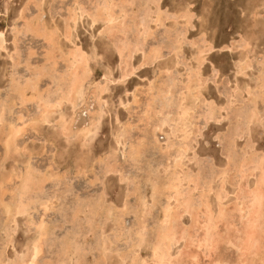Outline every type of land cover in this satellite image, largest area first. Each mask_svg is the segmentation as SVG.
I'll use <instances>...</instances> for the list:
<instances>
[{
  "label": "rangeland",
  "instance_id": "rangeland-1",
  "mask_svg": "<svg viewBox=\"0 0 264 264\" xmlns=\"http://www.w3.org/2000/svg\"><path fill=\"white\" fill-rule=\"evenodd\" d=\"M102 1L0 0V45L2 43L0 47V115L4 117L0 116L2 119L0 120V136L4 137H0V254L3 252L2 257L0 256V264H14V261L16 264L30 263L34 259L31 256L35 254L33 247L36 243L39 245V251L35 257V264H155L156 262V264H196V262L197 264H217L214 263L215 260L220 264H224L225 261L228 264H239L238 258L239 260L245 258L241 246L245 239L243 228L247 223L242 214L240 215L239 209L247 200L249 202L246 192L255 187V182L261 175L258 163L264 162V0ZM97 3L99 5L101 3L102 8L97 6ZM95 7L98 8L95 9ZM110 10L115 14L111 20L110 17L106 18ZM189 16L191 18H188ZM102 30L105 33L103 36H101ZM93 34L97 38L95 41ZM202 35L210 37V41L218 49L231 48L233 45L235 48L231 52L218 51L213 60L221 73L218 82L208 83L207 76H204L205 83L201 88L199 78L193 73V64L199 56V48L194 45L199 44V38ZM97 43L102 44L106 53L103 61H96L93 55L100 51L96 47ZM118 44H121L123 49H119L121 47H118ZM126 45L131 49H127ZM134 47L137 49L135 50ZM76 48L81 50V53L84 52L82 56L86 58L84 66H87L85 70L88 72L79 71L78 73L80 89L83 92L79 90L78 97L73 103L71 100L61 99L68 94L67 88L74 77V69L76 71L77 67H82L79 62H76L78 66L76 63L72 64L74 60L72 56L78 52ZM124 50L132 54L126 56L127 53ZM123 52L126 54L124 55ZM11 57H14V60ZM203 73L202 67L201 75ZM105 75L109 77V80L104 79ZM193 78V81L198 80L197 83L191 80ZM61 79L64 83L58 82ZM113 80L120 82L113 83ZM102 88L103 91L100 90ZM186 88L190 90L187 91ZM21 91H26L23 101L20 96ZM29 92L35 93L30 96ZM95 92L97 97L101 98L100 100L98 98L96 100ZM41 100H48L52 104L61 101L57 103L59 106L50 107L46 114L43 112L44 105ZM185 101L192 108L188 107L189 104ZM99 106L103 107V110ZM40 108L43 110L41 111ZM101 112L104 114L102 118ZM96 113L101 114L99 116ZM74 118L76 123L70 121ZM170 118L173 123L169 121ZM63 122H65L64 126ZM160 122H164V125L161 126ZM187 123L188 126H186ZM86 126L92 129L88 138L86 134L89 133L83 134L81 131V128ZM61 127L65 129L62 130ZM11 128L12 130L22 128L16 137L12 138L15 146L12 143L10 146L7 145ZM173 129L178 130L176 132L179 133V137ZM183 130H187V133H183ZM187 145L190 146L187 147ZM167 147H170V151H167ZM178 150L180 153H176L178 155L182 153V156L175 155V151ZM174 160L176 164L173 163ZM248 163L250 166L247 165ZM171 165L172 167L175 165L174 168ZM26 169L28 173L30 172L29 175L24 173ZM224 169L227 172H223ZM244 171L245 173L247 171L245 177L242 176ZM190 174L196 177L192 178ZM26 177L31 180L29 190H23L26 187ZM179 178H181L180 182L175 183V180ZM34 181L38 184L36 187ZM170 186L172 187L169 188ZM171 189L173 191L180 189L178 191L180 194L186 191L184 194H188L186 195L188 199L193 194L192 209L182 212L183 203H178L174 195L175 191ZM162 190L170 191V193L164 191V194ZM17 193L20 198L17 197ZM152 193H154L153 196ZM166 194H170L169 199ZM185 195L183 196L186 197ZM32 197L33 199H30ZM7 198L10 200L8 201ZM18 198L29 203V209L26 208L27 211H24L23 215L7 213L8 210L5 211L7 207L11 206L10 208L15 210L18 202H21L17 201ZM37 198L42 200L39 201ZM180 199L183 200V197ZM3 200L7 201L3 202ZM203 203L209 205L213 217L211 230L215 233V239H218V245L214 250L207 244L201 247L197 244L198 237L201 238L207 230L204 227L205 224H200L207 218V214L205 216L207 208L203 207ZM168 205L170 208L167 210L165 206L169 207ZM262 212V220L260 219L262 224L260 223L259 230L264 229V209ZM165 213L169 216H165ZM175 213L179 218H173ZM227 218L229 221H226ZM9 220H12V223ZM169 221H175L178 226ZM164 222L167 224L165 225ZM40 224L45 226V236L40 234ZM171 225L176 229L175 240L171 239L167 246H163V249L157 252L159 236L164 228ZM227 235H233V237ZM234 236L237 237L235 239L237 242L234 241ZM156 237L158 240H155ZM226 237L229 239L227 240ZM241 238L243 241L239 242ZM229 241H232L231 244ZM238 243L241 245L239 246ZM29 246L31 247L28 250ZM166 253H169L168 256ZM192 256L196 259L193 260ZM194 256L197 257L194 258Z\"/></svg>",
  "mask_w": 264,
  "mask_h": 264
},
{
  "label": "bare ground",
  "instance_id": "bare-ground-1",
  "mask_svg": "<svg viewBox=\"0 0 264 264\" xmlns=\"http://www.w3.org/2000/svg\"><path fill=\"white\" fill-rule=\"evenodd\" d=\"M30 1V0H29ZM100 1V0H99ZM102 1V0H101ZM107 1H109V0H107ZM34 2V1H33ZM42 2V1H41ZM103 3H104V1H102ZM101 2V3H102ZM110 2V1H109ZM116 2V1H115ZM30 3H32V2H30ZM40 3V2H39ZM101 3H100V5H101ZM35 4H37V3H35ZM106 4H108V3H106ZM111 4V3H110ZM26 5V4H25ZM99 4L97 3V6H98ZM99 5V7H101ZM109 5V4H108ZM107 6V5H106ZM83 7V6H82ZM103 7H105V5H103ZM167 7V6H166ZM39 8V7H38ZM96 8H98V7H95V9ZM102 8V7H101ZM111 8V7H110ZM147 8V7H146ZM255 8V7H254ZM10 10V9H9ZM22 10V9H21ZM99 10V9H98ZM123 10V9H122ZM4 11V10H3ZM23 11H24V9H23ZM23 11H22V13H23ZM95 11V10H94ZM115 11V10H114ZM149 11H151V10H149ZM6 12H7V10H6ZM107 12V11H106ZM121 12H123V11H121ZM158 12V11H157ZM39 13H41V12H39ZM88 13V12H87ZM119 13V12H118ZM84 14H85V11H84ZM133 14H135V13H133ZM20 15V14H19ZM24 15H25V13H24ZM71 15V14H70ZM90 15V14H89ZM105 15V14H104ZM104 15H103V17H104ZM108 15L109 16H106V18H108V17H110V20L111 19H113L114 18V13H113V11H111L110 10V13H108ZM127 15V14H126ZM23 15H21V17H22ZM260 16V15H259ZM83 17V16H82ZM89 17V16H88ZM95 17H98V16H96L95 15ZM162 17V16H161ZM191 17V16H190ZM24 18H25V16H24ZM31 18V17H30ZM167 18H168V16H167ZM17 19V18H16ZM26 19V18H25ZM38 19V18H37ZM41 19V18H40ZM97 19V18H96ZM140 19V18H139ZM28 20V19H27ZM27 20H25V21H27ZM70 20V19H69ZM100 20V19H99ZM120 20V19H119ZM189 20H191V19H189ZM39 21V20H38ZM118 21V20H117ZM122 21V20H121ZM126 21V20H125ZM124 21V22H125ZM129 21V20H128ZM143 21V20H142ZM28 22V21H27ZM156 22V21H155ZM158 23H159V21H157ZM23 23H25V22H23ZM31 23V22H30ZM40 23V22H39ZM68 23V22H67ZM75 23V22H74ZM116 23V22H115ZM128 23V22H127ZM127 23H125V24H127ZM161 23V22H160ZM123 24V23H122ZM130 25V24H129ZM155 25H156V23H155ZM123 26V25H122ZM149 26V25H148ZM35 27V26H34ZM45 27V26H44ZM115 27V26H114ZM23 28V27H22ZM38 28V27H37ZM40 28H41V26H40ZM102 28V27H101ZM129 28H130V26H129ZM35 29V28H34ZM57 29V28H56ZM18 30V29H17ZM19 30H21V29H19ZM32 30V29H31ZM41 30V29H40ZM55 30V29H54ZM146 30V29H145ZM148 30V29H147ZM69 32H71V31H69ZM108 32H110V31H108ZM148 32V31H147ZM18 33H19V31H18ZM28 33H30L29 31H28ZM72 33V32H71ZM118 33V32H117ZM122 33V32H121ZM1 34V33H0ZM3 34V33H2ZM31 34H33V33H31ZM53 34V33H52ZM126 34V33H125ZM64 35V34H63ZM70 35V34H69ZM172 35V34H171ZM1 36V35H0ZM14 36V35H13ZM35 36V35H34ZM52 36V35H51ZM53 36H55V35H53ZM71 36V35H70ZM130 36V35H129ZM131 36H133V35H131ZM203 36V35H202ZM4 37V36H3ZM56 37L58 38V35H56ZM105 37V36H104ZM186 37V36H185ZM15 38V37H14ZM18 38V37H17ZM69 38V37H68ZM71 38V37H70ZM184 38V37H183ZM59 39V38H58ZM124 39H125V37H124ZM123 39V40H124ZM128 39V38H127ZM2 40V39H1ZM70 40V39H69ZM15 41V40H14ZM129 41V40H128ZM121 42V41H120ZM124 42V41H123ZM126 42V41H125ZM185 42V41H184ZM183 42V43H184ZM195 42V41H194ZM58 43H59V41H58ZM68 43V42H67ZM80 43V42H79ZM168 43V42H167ZM186 43V42H185ZM54 44H56V43H54ZM53 44V45H54ZM101 44V43H100ZM110 44V43H109ZM122 44V43H121ZM121 44H118V47H121ZM1 45H2V43H1ZM1 45H0V47H1ZM57 45V44H56ZM128 45H130V44H128ZM176 45V44H175ZM55 46V45H54ZM53 46V47H54ZM61 46V45H60ZM112 46V45H111ZM124 46V45H123ZM127 46V45H126ZM131 46H132V44H131ZM134 46V45H133ZM136 46H137V44H136ZM156 46V45H155ZM51 47V46H50ZM77 47V46H76ZM114 47V46H113ZM130 47V46H129ZM129 47L127 46V49H129ZM170 47V46H169ZM5 48V47H4ZM15 48H16V46H15ZM48 48V47H47ZM126 48V47H125ZM135 48V47H134ZM171 48V47H170ZM197 48V47H196ZM78 49H80L79 47H78ZM77 48L75 49V50H78ZM119 49H123L122 47L121 48H119ZM131 49V48H130ZM129 49V50H130ZM137 48H135V50H136ZM14 50H16V49H14ZM49 50V49H48ZM75 50L73 51V52H75ZM179 50V49H178ZM17 51V50H16ZM15 51V55H17L16 52ZM72 51V50H71ZM70 51V52H71ZM122 50H120V52H121ZM126 50H124V52H125ZM1 52V51H0ZM49 52V51H48ZM48 52H47V54H48ZM57 52V51H56ZM56 52H55V54H56ZM69 52V53H70ZM79 52L81 53V50H79ZM79 52H75V54H73V56L72 55H70V54H68V56H72L73 58H74V60L72 61V64H74V63H76V62H79V63H81L82 64V67H77L78 69H76V71H75V69H74V73H73V79H71V84H70V86H69V88H67L68 89V94H67V96L66 97H62V99L61 100H63V99H68V100H71L73 103H75V100H76V97H78V92H79V90H80V92H83V91H81V89H80V86L81 85H79V84H81V83H79L80 82V80H79V76H78V73H79V71H81V72H88L87 70H85V68L87 67V66H84V64H86V58L85 57H83L84 56V54H82V53H84V52H82L81 53V55H80V53ZM123 52V54L125 55L126 53V56L129 54H132V53H128V51H126V53H124ZM131 52H132V50H131ZM77 53V54H76ZM150 53H151V51H150ZM46 54V53H45ZM71 54H72V52H71ZM79 54V55H78ZM147 54H149V53H147ZM146 54V55H147ZM154 54V53H153ZM152 54V55H153ZM182 54V53H181ZM11 56L13 55V54H10ZM83 55V56H82ZM136 55V54H135ZM171 55V54H170ZM180 55V54H179ZM58 56V55H57ZM150 56V55H149ZM181 56V55H180ZM18 57V55L16 56V58ZM31 57V56H30ZM72 57H70V58H72ZM90 57V56H89ZM121 57V56H120ZM130 57V56H129ZM132 57V56H131ZM130 57V58H131ZM151 57V56H150ZM155 56L153 55V58H154ZM199 57V56H198ZM12 58V57H11ZM14 58V57H13ZM12 58V59H13ZM52 58H54V57H52ZM57 58V57H56ZM129 58V59H130ZM142 58V57H141ZM249 58V57H248ZM10 59V58H9ZM18 59V58H17ZM125 59V58H124ZM150 59V58H149ZM157 59V58H156ZM183 59V58H182ZM14 60V59H13ZM92 60V59H91ZM121 60V59H120ZM126 60V59H125ZM131 60V59H130ZM17 61H19V60H17ZM48 61V60H47ZM57 61V60H56ZM67 61V60H66ZM87 61H89V60H87ZM127 61V60H126ZM125 61V62H126ZM243 61V60H242ZM14 62H16V61H14ZM20 62V61H19ZM107 62V61H106ZM128 62V61H127ZM181 62V61H180ZM16 63H18V62H16ZM88 63V62H87ZM129 63V62H128ZM153 64V63H152ZM152 64H150V65H152ZM248 64V63H247ZM27 65H29V64H27ZM76 65H77V63H76ZM244 67H246V63H244ZM31 66V65H30ZM53 67H55L54 65H52ZM78 66V65H77ZM126 66V65H125ZM128 66V65H127ZM130 66V65H129ZM132 66V65H131ZM76 67V66H75ZM187 67V66H186ZM69 68V67H68ZM140 68V67H139ZM188 68V67H187ZM28 69V68H27ZM35 69V68H34ZM57 69V68H56ZM73 69V68H72ZM241 69V68H240ZM243 69V68H242ZM40 70H42V69H40ZM69 70V69H68ZM34 71V70H33ZM36 71V70H35ZM48 71V70H47ZM46 71V72H47ZM56 71V70H55ZM70 71H72V70H70ZM90 71V70H89ZM192 71V70H191ZM57 72V71H56ZM80 72V73H81ZM121 72V71H120ZM126 72V71H125ZM167 72V71H166ZM40 73V72H39ZM66 73V72H65ZM161 73V72H160ZM194 73V72H193ZM57 74V73H56ZM62 74V73H61ZM90 74V73H89ZM92 74V73H91ZM131 74V73H130ZM172 74V73H171ZM33 75H34V73H33ZM39 75V74H38ZM41 75H42V73H41ZM88 75V74H87ZM87 75H86V77H85V79L87 78ZM103 75V74H102ZM190 75V74H189ZM35 76H36V74H35ZM63 76V75H62ZM68 76V75H67ZM89 76V75H88ZM42 77H44L43 75H42ZM42 77H40V78H42ZM64 77V76H63ZM188 77H190V76H188ZM15 78V77H14ZM186 78V77H185ZM190 78H192V77H190ZM13 79V78H12ZM64 79H66V78H64ZM82 79H84L83 78V76H82ZM10 80V79H9ZM15 80V79H14ZM35 80V79H34ZM33 80V81H34ZM39 80H41V79H39ZM53 80V79H52ZM56 80V79H55ZM109 80V79H108ZM192 81L194 80V78L193 79H191ZM196 80V79H195ZM199 80V79H198ZM197 80V81H198ZM33 81H32V83H33ZM63 80L61 79V81H58V82H62ZM197 81H193L194 83L196 82L197 83ZM84 82H85V80H84ZM93 82V81H92ZM164 82H165V80H164ZM167 82V81H166ZM16 83V82H15ZM19 83V82H18ZM56 83H57V81H56ZM62 83H64V81L62 82ZM61 83V84H62ZM94 83V82H93ZM109 83V82H108ZM168 83V82H167ZM173 83V82H172ZM188 83V82H187ZM10 85H11V82L9 83ZM83 84V83H82ZM100 84V83H99ZM9 85V86H10ZM58 85V84H57ZM60 85V84H59ZM171 85V84H170ZM195 85V84H194ZM22 86V85H21ZM34 86V85H33ZM97 86V85H96ZM107 86V85H106ZM105 86V87H106ZM152 86V85H151ZM183 86V85H182ZM185 86V85H184ZM191 86V85H190ZM260 86H261V84H260ZM18 88H19V86H17ZM60 87V86H59ZM61 87H62V85H61ZM83 87V86H82ZM86 87V86H85ZM91 87H92V85H91ZM102 87V86H101ZM262 87V86H261ZM24 88V87H23ZM34 87H32V89H33ZM37 88V87H36ZM49 88V87H48ZM97 88V87H96ZM95 88V89H96ZM104 88V87H103ZM103 88L102 89H100L101 91H103ZM185 88V87H184ZM5 89V88H4ZM10 89H14V88H10ZM45 89V88H44ZM54 89V88H53ZM86 89V88H85ZM110 89V88H109ZM158 89V88H157ZM170 90L172 89V88H169ZM187 89V88H186ZM194 89H195V87H194ZM7 90V89H6ZM24 90V89H23ZM36 90V89H35ZM149 90V89H148ZM161 90V89H160ZM190 90V89H189ZM188 89H187V91H189ZM192 90V89H191ZM245 90V89H244ZM247 90V89H246ZM37 91V90H36ZM39 91V90H38ZM156 91V90H155ZM174 91V90H173ZM182 91V90H181ZM193 91H195V90H193ZM197 91V90H196ZM9 92H10V90H9ZM42 92V91H41ZM53 92V91H52ZM93 92V91H92ZM109 92V91H108ZM166 92V91H165ZM186 92V91H185ZM199 92V91H198ZM251 92V91H250ZM12 93V92H11ZM10 93V94H11ZM25 93H26V91H21V98H22V101H23V98L26 96L25 95ZM35 93V92H34ZM34 93H31L30 94V92H29V94H30V96H32V94H34ZM36 93H38V92H36ZM60 93V92H59ZM63 93V92H62ZM98 93H100V92H98ZM102 93V92H101ZM105 93V92H104ZM166 93H168V91L166 92ZM247 93H248V91H247ZM259 93V92H258ZM38 94H41L40 92L38 93ZM83 94V93H82ZM81 94V95H82ZM93 94V93H92ZM156 94V93H155ZM185 94V93H184ZM189 94V93H188ZM25 95V96H24ZM37 95V94H36ZM35 95V96H36ZM60 95H61V93H60ZM77 95V96H76ZM80 95V96H81ZM101 95V94H100ZM157 95V94H156ZM176 95H177V93H176ZM187 95V94H186ZM29 96V97H30ZM44 96V95H43ZM65 96V95H64ZM80 96H79V98H80ZM98 95H96V92H95V98H96V100H97V97ZM189 96V95H188ZM195 96H196V94H195ZM235 96V95H234ZM14 97H15V95H14ZM37 98H38V95L36 96ZM35 97V98H36ZM48 97V96H47ZM155 97V96H154ZM153 97V98H154ZM157 97V96H156ZM183 97V96H182ZM198 97V96H197ZM9 98H11V97H9ZM18 98V97H17ZM52 98V97H51ZM100 98V97H99ZM98 98V99H99ZM186 98H187V96H186ZM39 99H40V96H39ZM101 99V98H100ZM99 99V100H100ZM105 99V98H104ZM152 99V98H151ZM158 99V98H157ZM189 98H187V100H188ZM198 99H200V98H198ZM6 100H7V98H6ZM10 100V99H9ZM15 100V99H14ZM26 100H28V99H26ZM34 100V99H33ZM55 100V99H54ZM61 100H59V101H61ZM67 100V101H68ZM95 100V99H94ZM98 100V101H99ZM159 100V99H158ZM181 100H183V98H181ZM36 101V100H35ZM41 101H43V100H41ZM59 101H57L56 103H54V104H52L51 102L49 103L48 102V100L47 101H43V105H44V113H48V111H49V109H50V107H52V106H59V104H57ZM71 101L69 102L70 103V105H71ZM154 101V100H153ZM200 101H201V99H200ZM63 102V101H62ZM78 102V101H77ZM117 102V101H116ZM162 102V101H161ZM160 102V103H161ZM166 102V101H165ZM185 102H187V101H185ZM12 103H13V101H12ZM64 103V102H63ZM98 103V102H97ZM136 103V102H135ZM148 103H149V101H148ZM183 103V102H182ZM188 103V102H187ZM195 102H193V104H194ZM5 104V103H4ZM9 104V103H8ZM7 104V105H8ZM23 104V103H22ZM56 104V105H55ZM83 104V103H82ZM189 104V103H188ZM81 105V104H80ZM100 105V104H99ZM120 105V104H119ZM122 105H124V104H122ZM163 105V104H162ZM3 106V105H2ZM10 106V105H9ZM24 106V105H23ZM76 106V105H75ZM90 106V105H89ZM98 106V105H97ZM100 106H102V105H100ZM99 106V107H100ZM174 106V105H173ZM40 107V106H39ZM72 107V106H71ZM98 107V108H99ZM149 107V106H148ZM153 107V106H152ZM155 107V106H154ZM156 107H157V104H156ZM165 107H167V106H165ZM188 107H191L190 106V104H189V106ZM209 107V106H208ZM60 108V107H59ZM78 108V107H77ZM95 108H96V106H95ZM101 108V107H100ZM179 108V107H178ZM183 108V107H182ZM192 108V107H191ZM41 109V108H40ZM72 110H73V108H71ZM74 109H76V108H74ZM91 109V108H90ZM90 109H89V111H90ZM94 109V108H93ZM146 109V108H145ZM144 109V111H146ZM173 109V108H172ZM181 108H179V110H180ZM184 109V108H183ZM209 109V108H208ZM211 109H213V108H211ZM9 110V109H8ZM43 109H41V111H42ZM56 110H57V108H56ZM61 110H63V109H61ZM71 110V111H72ZM101 110H103V107L101 108ZM163 110H165V109H163ZM163 110H161V112H163ZM186 110V109H185ZM188 111L190 110L189 108L187 109ZM210 110V109H209ZM92 111V110H91ZM100 111V110H99ZM99 111H97V113H99ZM149 111H150V109H149ZM181 111V110H180ZM6 112V111H5ZM13 112V111H12ZM40 112V111H39ZM77 112V111H76ZM93 112V111H92ZM103 112V111H102ZM101 112V113H102ZM148 112V111H147ZM179 112V111H178ZM185 112V111H184ZM183 112V114H185ZM207 112V111H206ZM211 112H212V110H211ZM1 113V112H0ZM53 113V112H52ZM94 113V112H93ZM96 113V114H97ZM100 113V114H101ZM104 113V112H103ZM101 114V118L103 117V115L104 114ZM149 113V112H148ZM157 113V112H156ZM159 113V112H158ZM164 113V112H163ZM181 112H179V114H180ZM100 114H97V115H99L100 116ZM168 114V113H167ZM175 114V113H174ZM178 114V113H177ZM176 114V115H177ZM193 114V113H192ZM204 114V113H203ZM49 115V114H48ZM51 115V114H50ZM74 115V114H73ZM77 115V114H76ZM91 115H93V114H91ZM154 115V114H153ZM159 115V114H158ZM170 115V114H169ZM181 115H182V113H181ZM190 115H191V113H190ZM212 115V114H211ZM1 117H2V115H0ZM18 116V115H17ZM99 116H96V117H98L99 118ZM148 116V115H147ZM150 116L151 117H153L151 114H150ZM160 116V115H159ZM188 116V115H187ZM208 116V115H207ZM224 116V115H223ZM245 116V115H244ZM38 117H39V115H38ZM65 117V116H64ZM95 117V116H94ZM94 117H92L93 118V120H94ZM156 117V116H155ZM154 117V118H155ZM170 117V116H169ZM172 117V116H171ZM174 117V116H173ZM210 117V116H209ZM2 118H4V117H2ZM46 118H47V115H46ZM70 118V117H69ZM71 118H73V117H71ZM101 118H100V121H101ZM148 118V117H147ZM166 118V117H165ZM168 118V117H167ZM177 118H178V115H177ZM207 118V117H206ZM224 118V117H223ZM23 119V118H22ZM40 119V118H39ZM38 119V120H39ZM48 119V118H47ZM95 119H97V118H95ZM141 119V118H140ZM159 119V118H158ZM157 119V120H158ZM179 119V118H178ZM191 119V118H190ZM0 120H2L1 118H0ZM36 120V119H35ZM49 120V119H48ZM61 120H63V119H61ZM75 120V118L73 119V120H70V121H73V122H75L76 123V121H74ZM152 120V119H151ZM155 120H156V118H155ZM160 120V119H159ZM162 120V119H161ZM167 120L168 119H166V122H167ZM180 120V119H179ZM19 121V120H18ZM34 121V120H33ZM32 121V122H33ZM41 121H44V120H41ZM66 121V120H65ZM68 121V120H67ZM163 121H165L164 119H163ZM169 121H171V118H170V120ZM185 121V120H184ZM5 122V121H4ZM11 122V121H10ZM28 122V121H27ZM30 122V121H29ZM60 122V121H59ZM157 122V121H156ZM159 122V121H158ZM183 121H181V124L182 125H184L183 123H182ZM185 122H187V121H185ZM184 122V123H185ZM192 122V121H191ZM247 122V121H246ZM40 123V122H39ZM62 122H60V125H62L61 124ZM96 123H97V121H96ZM160 123H162V122H160ZM159 123V124H160ZM164 123V122H163ZM162 123V125L161 126H163L164 124ZM168 123V122H167ZM166 123V124H167ZM171 123H173L172 121H171ZM170 123V126L172 125ZM174 123H175V121H174ZM5 124V123H4ZM8 124V123H7ZM23 124V123H22ZM24 124H25V122H24ZM30 124V123H29ZM68 124H70V123H68ZM94 124V123H93ZM15 125V124H14ZM31 125V124H30ZM65 125V122H63V126ZM94 125H96V124H94ZM124 125V124H123ZM182 125H180V126H182ZM186 125V124H185ZM7 126V125H6ZM33 126V125H32ZM38 127H39V125H37ZM43 126V125H42ZM62 126V127H63ZM68 126V125H67ZM70 126H72V125H70ZM69 126V127H70ZM98 126V125H97ZM96 126V127H97ZM126 126H127V124H126ZM156 126V125H155ZM160 126V127H161ZM186 126H188V123H187V125ZM31 127V126H30ZM34 127H35V125H34ZM61 127V128H62ZM74 127V126H73ZM72 127V128H73ZM90 127V126H89ZM88 126H86V127H84V128H81V127H78V128H81L82 130V133L83 134H85V133H89L90 132V130H92L91 129V127L89 128ZM175 127V126H174ZM178 127V126H177ZM184 127V126H183ZM264 127V126H263ZM0 128H1V126H0ZM3 128V127H2ZM98 128V127H97ZM96 128V129H97ZM128 128H130V127H128ZM159 128V127H158ZM162 128V127H161ZM182 128V127H181ZM180 128V130H182ZM191 128V127H190ZM190 128H186V129H190ZM193 128V127H192ZM22 128H13V130H12V128H11V130H10V135H8V138H7V140H8V142H7V145L8 146H10V144L12 143V145H16L15 144V142H12V138L15 136L16 137V134L17 133H19V131L21 130ZM63 129H65V128H62V130ZM70 129H71V127H70ZM95 129V128H94ZM171 129V128H170ZM4 130V129H3ZM7 130V129H6ZM5 130V131H6ZM35 130V129H34ZM61 130V129H60ZM72 130V129H71ZM174 130V129H173ZM194 130V129H193ZM24 131H25V129H24ZM80 131V130H79ZM80 131V132H81ZM120 131V130H119ZM122 131V130H121ZM130 131V130H129ZM156 131V130H155ZM176 131H178V130H176ZM175 130H174V132L175 133H178V132H176ZM187 131V130H186ZM186 131H184L183 130V133H185ZM70 132V131H69ZM76 132H78V131H76ZM123 135H124V129H123ZM131 132V131H130ZM165 132V131H164ZM180 132V131H179ZM182 132V131H181ZM194 132V131H193ZM63 133V132H62ZM92 134H93V132H91ZM118 133V132H117ZM127 133V132H126ZM182 133V134H183ZM187 133V132H186ZM65 134H66V132H65ZM80 134V133H79ZM78 134V135H79ZM172 135L174 134V133H171ZM189 134H190V132H189ZM189 134H187V136L189 135ZM41 135V134H40ZM70 135V134H69ZM73 135V134H72ZM75 135H77V134H75ZM82 135V134H81ZM88 135H90V133L89 134H86V136H87V138H88ZM171 135V136H172ZM5 136H7V135H5ZM80 136V135H79ZM84 136V135H83ZM117 136H119V135H117ZM128 136V135H127ZM169 136V135H168ZM176 135H174V137H175ZM182 136H184V135H182ZM0 137H3V136H0ZM125 137H126V134H125ZM170 137V136H169ZM177 137V136H176ZM178 137H179V133H178ZM186 137V136H185ZM4 138V137H3ZM74 138V137H73ZM186 138H188V137H186ZM1 139V138H0ZM16 139V138H15ZM79 139V138H78ZM83 139V138H82ZM86 139V138H85ZM140 139V138H139ZM180 139H182V137L180 138ZM194 139V138H193ZM192 139V140H193ZM80 140V139H79ZM84 140V139H83ZM144 140V139H143ZM169 140V139H168ZM90 141V140H89ZM116 141V140H115ZM121 141V140H120ZM180 141V140H179ZM188 141H189V139H188ZM86 143H87V141H85ZM183 142H184V140H183ZM187 142V141H186ZM168 143V142H167ZM182 143V142H181ZM188 143V142H187ZM186 143V144H187ZM2 144H3V142H2ZM118 144V143H117ZM134 144V143H133ZM186 144L184 145V146H186ZM19 145V144H18ZM122 145H124V144H122ZM173 145H175V144H173ZM183 145V144H182ZM4 146H6V145H4ZM25 146V145H24ZM137 146V145H136ZM141 147H142V145H140ZM176 146V145H175ZM188 146H190V145H187V147ZM19 147V146H18ZM171 147V149H172V146H170ZM169 147V148H170ZM174 147V146H173ZM17 148V147H16ZM22 148V147H21ZM20 148V149H21ZM24 148V147H23ZM124 148V147H123ZM168 148V147H167ZM169 148L167 149V151L169 150ZM182 148V147H181ZM5 149V148H4ZM134 149V148H133ZM175 149H176V147H175ZM183 149H184V147H183ZM13 151L15 150L14 148L12 149ZM129 150V149H128ZM137 150H138V148H137ZM139 150H140V148H139ZM142 150V149H141ZM166 150V149H165ZM177 150V149H176ZM185 150H187L186 148H185ZM23 151H24V149H23ZM23 151H20V152H23ZM170 151V150H169ZM180 150H178V151H175V153L177 152H179ZM181 151H182V149H181ZM9 152V151H8ZM16 152V151H15ZM19 152V151H18ZM133 152H134V150H133ZM142 152H143V150H142ZM172 152V151H171ZM24 153V152H23ZM22 153V154H23ZM130 154H131V152H129ZM145 153V152H144ZM175 154L177 157L179 156V155H181V154ZM180 153V152H179ZM184 153V152H183ZM187 153V152H186ZM7 154V153H6ZM13 154V153H12ZM142 154V153H141ZM9 155V154H8ZM24 155V154H23ZM128 155V154H127ZM138 155H140V154H138ZM137 155V156H138ZM261 155V154H260ZM65 156V155H64ZM141 156V155H140ZM182 156V155H181ZM180 156V157H181ZM233 156V155H232ZM185 157V156H184ZM263 157V156H262ZM7 158V157H6ZM258 158V157H257ZM175 159V158H174ZM178 159V158H177ZM176 159V160H177ZM180 159H182V158H180ZM249 159V158H248ZM252 159H255V158H252ZM261 159V158H260ZM263 160V159H262ZM3 161H4V159H3ZM175 161V160H174ZM182 161V160H181ZM181 161L179 162V163H181ZM251 161V160H250ZM256 161V160H255ZM1 162V161H0ZM241 162V161H240ZM240 162H239V164H240ZM77 163V162H76ZM173 163H175L176 164V161L175 162H173ZM242 163V162H241ZM252 163H253V161H252ZM258 163V161L256 162V164ZM2 164V163H1ZM110 164V163H109ZM181 165H183V164H181ZM247 165H249L250 166V164L248 163ZM175 166V165H174ZM174 166L172 167V165H171V167L172 168H174ZM186 166V165H185ZM240 167H241V165H239ZM238 166V167H239ZM256 166V165H255ZM258 166L261 168V175L259 176V179H258V181L257 182H255V187L252 189V190H249V191H247L246 192V197L249 199V202H245L244 203V206H242V208L241 209H239L240 207H238V206H236V208L238 207V209L241 211H239L238 209V211L240 212V215L242 214V216H243V218L247 221V223H245V227L243 228V229H245V239H244V244L241 246V251H242V253H243V255H244V257L245 258H243L242 260H239V258H238V260L237 261H239V264H264V229H260L259 230V228H260V219H261V217H262V215H263V209H264V203H262V201H261V195L262 194H264V162H259L258 163ZM3 167V166H2ZM30 167V166H29ZM31 167H32V165H31ZM30 167V168H31ZM115 167V166H114ZM1 168V167H0ZM116 168V170H117V167H115ZM169 168V167H168ZM181 168V167H180ZM191 168V167H190ZM244 168V167H243ZM257 168V167H256ZM32 169V168H31ZM53 169V168H52ZM82 169V168H81ZM178 169V168H177ZM255 169V168H254ZM29 170V169H28ZM34 170V169H33ZM84 170V169H83ZM109 170H110V168H109ZM114 170V169H113ZM258 170V169H257ZM35 171V170H34ZM225 171V169L223 170V172ZM240 171H241V169H240ZM253 171H255V170H253ZM36 172V171H35ZM173 172V171H172ZM225 172H227V170L225 171ZM251 172H252V170H251ZM25 174H27L28 172H27V169H26V171L24 172ZM30 173V172H29ZM29 173H28V175H29ZM33 173V172H32ZM37 173V172H36ZM81 173V172H80ZM156 173V172H155ZM174 173V172H173ZM246 173H247V171H246ZM245 173V171H244V174L242 173V176L243 177H245V176H247V174ZM15 174V173H14ZM38 174V173H37ZM44 174V173H43ZM217 174V173H216ZM251 174V173H250ZM253 174V173H252ZM16 175V174H15ZM169 175V174H168ZM172 175H174V174H172ZM171 175V176H172ZM177 175H178V172H177ZM181 175V174H180ZM224 175H227V173H224ZM12 176V175H11ZM36 176V175H35ZM170 176V175H169ZM176 176V175H175ZM190 176H191V174H190ZM10 177V176H9ZM13 177V176H12ZM24 177V176H23ZM173 177V176H172ZM179 177V176H178ZM185 177V176H184ZM189 177V176H188ZM192 178H194V177H196V176H191ZM224 177H226V176H224ZM241 177V176H240ZM254 177V176H253ZM14 178V177H13ZM12 178V179H13ZM17 178H19V177H17ZM36 178V177H35ZM45 177H43V179H44ZM67 178V177H66ZM171 178V177H170ZM174 179H175V177H173ZM177 178V177H176ZM187 178V177H186ZM185 178V179H186ZM247 178V177H246ZM2 179V178H1ZM24 179V178H23ZM47 179V178H46ZM180 179L181 178H179L178 180L176 179L175 180V183L178 181V182H180ZM188 179V178H187ZM190 180H191V178H189ZM196 180H197V178H195ZM222 179H224L225 180V178H222ZM4 180V179H3ZM38 180V179H37ZM53 180V179H52ZM149 180V179H148ZM25 183H26V187L25 188H23L22 187V184H23V182H22V184H20V186H21V188H23V190H25V189H30L29 187H30V182H31V180H30V178L29 177H26V179H25ZM169 181V180H168ZM198 182H199V180H197ZM212 181H213V179H212ZM223 181V180H222ZM241 181V180H240ZM2 182V181H1ZM35 182V181H34ZM151 182V181H150ZM149 182V183H150ZM157 182V181H156ZM156 182H154V183H156ZM166 182V181H165ZM171 182V181H170ZM182 182V181H181ZM206 182V181H205ZM227 182V181H226ZM3 183V182H2ZM9 182H7V184H8ZM33 183V182H32ZM36 183V182H35ZM39 183V182H38ZM152 183V182H151ZM162 183V182H161ZM183 183V182H182ZM181 183V186L183 185ZM186 183V182H185ZM188 183V182H187ZM195 183H196V181H195ZM194 183V184H195ZM164 184V183H163ZM162 184V185H163ZM166 184V183H165ZM164 184V185H165ZM170 184H172V183H170ZM222 184H223V182H222ZM33 185V184H32ZM38 184L36 183L35 184V187L37 186ZM160 185V184H159ZM169 185V184H168ZM185 185V184H184ZM193 185V184H192ZM196 186H198V184H195ZM240 185H242V184H240ZM254 185V184H253ZM1 186V185H0ZM156 186V185H155ZM174 188H175V185L173 184L172 185ZM172 186H170L169 188H171ZM186 186H187V184H186ZM202 186V185H201ZM223 186H224V184H223ZM7 187H8V185H7ZM151 187H152V185H151ZM188 187V186H187ZM19 188V187H18ZM37 188H39V187H37ZM40 188H41V186H40ZM137 188H138V186H137ZM154 188V187H153ZM159 188V187H158ZM173 188V189H174ZM189 188V187H188ZM220 188H222V186L220 187ZM242 188V187H241ZM240 188V189H241ZM42 189V188H41ZM152 189V188H151ZM161 189H163V188H161ZM173 189H171L172 191H173ZM177 189H178V186H177ZM181 189V188H180ZM179 189V190H180ZM193 189V188H192ZM210 189V188H209ZM223 189H224V187H223ZM247 189V188H246ZM15 190V189H14ZM18 190V189H17ZM17 190L15 191V192H17ZM33 190V189H32ZM36 190V189H35ZM43 190V189H42ZM138 191H139V188L137 189ZM157 190V189H156ZM159 190V189H158ZM168 190V189H167ZM165 191V190H162V193L165 191V192H168V193H170V191ZM178 190V191H179ZM199 190V189H198ZM204 190V189H203ZM18 191H20V189L18 190ZM44 191V190H43ZM42 191V192H43ZM161 191V190H160ZM171 191V192H172ZM175 191V192H174ZM173 192L175 193L174 195H175V198H177L176 200H178L177 202L178 203H183L182 205H183V209H181L182 210V212H184V211H188L189 209H192V201H191V199H194V198H192V195H190L191 197L188 199V196H186V195H188V194H184L186 191H184L183 192V194H180V192L182 191V189L180 190V192H178L177 190H174ZM197 191V190H196ZM211 191H212V188H211ZM211 191H210V193H211ZM241 191V190H240ZM13 192V191H12ZM21 192H23V191H21ZM36 192H37V190H36ZM154 192V191H153ZM156 192V191H155ZM165 192H164V194H165ZM189 192V191H188ZM203 192V191H202ZM6 193V192H5ZM24 193H25V191H24ZM28 193H29V191H28ZM159 193H161V192H159ZM204 193H205V191H204ZM223 193V192H222ZM15 194V193H14ZM22 194V193H21ZM153 194L154 193H152V196H153ZM5 195V194H4ZM7 195V194H6ZM25 195V194H24ZM40 195V194H39ZM158 195V194H157ZM167 195V194H166ZM168 195H170V194H168ZM168 195H167V197H168ZM171 195H173V193H171ZM183 195H185L186 197H184ZM203 195V194H202ZM219 195V194H218ZM22 196V195H21ZM34 196H36V195H34ZM159 196V195H158ZM215 196V195H214ZM223 196H224V194H223ZM243 196V195H242ZM2 197V199H3V195L1 196ZM13 197V196H12ZM17 197H19L18 196V193H17ZM25 197V196H24ZM26 197H27V195H26ZM100 197V196H99ZM172 197V196H171ZM180 197H183V200H181L180 199ZM200 197V196H199ZM205 197H207V196H205ZM216 197V196H215ZM227 197V196H226ZM6 198V197H5ZM20 198V197H19ZM18 198V199H19ZM23 198V197H22ZM21 198V199H22ZM102 198V197H101ZM240 198H241V196H240ZM13 199V198H12ZM17 199V201H21V202H18L19 204L15 207V210H12V208H10L11 206H9V207H7L8 209H6L5 211H7L8 210V212L7 213H10V214H13L12 212H14L15 214H20V215H23L24 214V211H27L26 210V208H28V204H27V202L25 203V202H23L22 200H18ZM28 199V198H27ZM30 199H33V197L32 198H30ZM34 199H35V197H34ZM38 200H39V198H37ZM168 199H169V197H168ZM170 199H173V198H170ZM180 199V200H179ZM203 199H205L204 197H203ZM206 199H208V198H206ZM243 199V198H242ZM7 200H8V198H7ZM7 200H5V201H7ZM10 200V199H9ZM8 200V201H9ZM42 200V199H41ZM41 200H39V201H41ZM48 200V199H47ZM100 200V199H99ZM98 200V201H99ZM174 200V199H173ZM219 200V199H218ZM221 200H223V198L221 199ZM4 200H3V202H5ZM45 201V200H44ZM143 201V200H142ZM170 201V200H169ZM199 201H201L200 199H199ZM225 201V200H224ZM32 202H33V200H32ZM32 202H31V204H32ZM35 202V201H34ZM52 202V201H51ZM156 202V201H155ZM171 202H172V200H171ZM211 202V201H210ZM215 202V201H214ZM8 203H10V202H8ZM14 203V202H13ZM46 203H47V201H46ZM100 202H98V204H99ZM161 203H162V201H161ZM195 203V202H194ZM208 203V202H207ZM207 203H205V205H204V203H203V207H205L206 206V208H207V210H206V212H205V216H206V214H207V218L205 219V222L204 223H201L200 222V224H205L204 225V227L207 229H205L206 231H205V233H204V235L201 237V238H199L198 237V245L201 247V245H204V244H207V245H209V247L210 248H212L213 250L214 249H216L215 247H217V245H218V239H215L216 237H215V233H214V231H212L211 230V225H212V222H213V217H212V213H211V210H210V208H209V205L207 204ZM240 203V202H239ZM2 204V203H1ZM4 204V203H3ZM15 204H17V203H15ZM34 204V203H33ZM49 204V203H48ZM85 204V203H84ZM112 204V203H111ZM157 204H159V203H157ZM177 204V203H176ZM197 204H198V201H197ZM196 204V205H197ZM210 204V203H209ZM220 204V203H219ZM241 204H242V202H241ZM5 206L7 205V204H4ZM30 205V204H29ZM41 205V204H40ZM45 205V204H44ZM155 205V204H154ZM161 205V204H160ZM196 205H195V207H196ZM201 206H202V204H200ZM32 206V205H31ZM36 206V205H35ZM46 206H47V204H46ZM49 206V205H48ZM78 206V205H77ZM110 206V205H109ZM130 206V205H129ZM132 206V205H131ZM158 206V205H157ZM169 206V205H168ZM177 206V205H176ZM176 206L174 207V208H176ZM201 206H200V208H201ZM239 206H241L240 204H239ZM32 207H34V206H32ZM221 207V206H220ZM46 208V207H45ZM127 208V207H126ZM151 208V207H150ZM157 208V207H156ZM160 208V207H159ZM165 208H167V210H168V208H170V206L169 207H167V206H165ZM171 208H173V207H171ZM199 208V209H200ZM223 208V207H222ZM29 209V208H28ZM32 209V208H31ZM30 209V210H31ZM113 209V208H112ZM124 209V208H123ZM197 209V208H196ZM213 209V208H212ZM219 209V208H218ZM226 209V208H225ZM132 210V209H131ZM148 210V209H147ZM151 210V209H150ZM166 210V209H165ZM166 210V211H167ZM179 211H180V209H178ZM177 210V211H178ZM202 210V209H201ZM203 210H205V209H203ZM29 211V210H28ZM42 211V210H41ZM49 211V210H48ZM176 211V210H175ZM221 211V210H220ZM114 212V211H113ZM124 212V211H123ZM126 212V211H125ZM190 212H191V210H190ZM193 212H194V210H193ZM219 212V211H218ZM23 213V214H22ZM26 213V212H25ZM112 213V212H111ZM137 213V212H136ZM148 213H150V212H148ZM222 213V212H221ZM43 214V213H42ZM125 214V213H124ZM173 214V213H172ZM187 214V213H186ZM199 214H200V212H199ZM227 214V213H226ZM145 215H147V214H145ZM179 215H182V214H179ZM192 215V214H191ZM201 215H202V213H201ZM203 215H204V213H203ZM222 215V214H221ZM165 216H169V215H167V213H165ZM214 216V215H213ZM9 217V216H8ZM45 217V216H44ZM141 217V216H140ZM182 217V216H181ZM16 218V217H15ZM41 218V217H40ZM146 218V217H145ZM173 218L174 219H176V218H179L178 217V214H174L173 215ZM238 218H240V217H238ZM1 219V218H0ZM12 219V218H11ZM200 219V218H199ZM242 219V218H241ZM13 220V219H12ZM12 220H9L10 222L12 221ZM33 220V219H32ZM44 220V219H43ZM219 220V219H218ZM226 220V219H225ZM262 220V219H261ZM4 221V220H3ZM6 221V220H5ZM41 221V220H40ZM179 221V220H178ZM220 221V220H219ZM226 221H229V219L227 218V220ZM32 222V221H31ZM41 222H45V221H41ZM161 222L163 223V221L161 220ZM165 222H167V221H165ZM164 222V223H165ZM170 223L171 222H173V221H169ZM220 222H222V220L220 221ZM232 222V221H231ZM230 222V223H231ZM263 222V221H262ZM1 223V222H0ZM6 223H9V222H7L6 221ZM5 223V224H6ZM12 223V222H11ZM22 223V222H21ZM124 223V222H123ZM175 223V221L173 222V224ZM27 224H28V222H27ZM33 224H35V223H33ZM33 224L31 225V226H33ZM37 224V223H36ZM167 223H165V225H166ZM169 224V223H168ZM176 225L175 226H178V223H175ZM196 224V223H195ZM233 224V223H232ZM232 224H229L230 226H232ZM262 224V223H261ZM264 224V223H263ZM9 225V224H8ZM41 225V224H40ZM45 225H47V224H45ZM49 225V224H48ZM217 224H215V226H216ZM219 225V224H218ZM37 226V225H36ZM123 226V225H122ZM238 226V225H237ZM3 227V226H2ZM6 227V226H5ZM9 227V226H8ZM39 227H41L40 228V230H41V236L42 235H46L45 234V231L46 230H44L45 229V226H43V225H41V226H39ZM39 227H37V229L39 230ZM194 227V226H193ZM262 227V226H261ZM30 228V227H29ZM47 228V227H46ZM142 228V227H141ZM145 228V227H144ZM264 228V227H263ZM15 228H13V230H14ZM140 229V228H139ZM143 229V228H142ZM146 229H148V228H146ZM162 229H163V227H162ZM162 229H161V231H162ZM191 229V228H190ZM189 229V230H190ZM229 229V228H228ZM242 229V230H243ZM4 230V229H3ZM5 230H6V228H5ZM12 230V231H13ZM175 228H174V226L173 225H171V226H167L166 228H164L163 229V231H162V233H161V235L158 237L159 238V245L157 246V248H156V251L158 252V250H161V249H163V246H167L168 244H169V241L171 240V239H174L175 238V236H176V232H175ZM239 230H241V229H239ZM8 231V230H7ZM6 231V232H7ZM12 231H10L11 232V235H12ZM122 231V230H121ZM219 231H222V230H219ZM230 231V230H229ZM33 232V231H32ZM50 232V231H49ZM146 232V231H145ZM8 233H9V231H8ZM129 233V232H128ZM218 233V232H217ZM227 233V232H226ZM229 233V232H228ZM227 233V234H228ZM180 234V233H179ZM191 234V233H190ZM193 234V233H192ZM219 234V233H218ZM221 234H222V232H221ZM5 235V234H4ZM9 237H10V235L9 234H7ZM50 235V234H49ZM130 235V234H129ZM146 235V234H145ZM157 235H159V234H157ZM222 235H224V234H222ZM122 236V235H121ZM143 236V235H142ZM227 236H229V237H233V235L232 236H230V235H227ZM140 237V236H139ZM156 237V238H157ZM184 236H182V238H183ZM190 237V236H189ZM222 237H224V236H222ZM229 237H226V239L228 240L229 239ZM235 237V236H234ZM241 237V236H240ZM41 238H43V237H41ZM158 238L157 239H155V240H158ZM177 238V237H176ZM218 238V237H217ZM237 237H235L234 238V241H235V239H236ZM8 239V238H7ZM36 239H38V238H36ZM35 239V241H38V240H36ZM45 239V238H44ZM138 239V238H137ZM192 239V238H191ZM242 239V238H241ZM240 239V240H241ZM10 240V239H9ZM48 240H49V237H48ZM115 240V239H114ZM154 240V241H155ZM175 240V239H174ZM173 240V241H174ZM193 240V239H192ZM227 240H225V241H227ZM240 240H238L239 242H242L243 241V239L240 241ZM5 241H7L6 239H5ZM32 241V240H31ZM43 242H44V240H42ZM41 240H40V242H42ZM196 241V240H195ZM194 241V243H196ZM224 241V240H223ZM232 241H233V239H232ZM232 241H229L230 242V244H231V242ZM12 242V241H11ZM42 242V243H43ZM47 242V241H46ZM115 242V241H114ZM156 242V241H155ZM172 242V241H171ZM175 242V241H174ZM235 242H237V241H235ZM106 243V242H105ZM184 243V242H183ZM3 244V243H2ZM11 244V243H10ZM33 244H34V242H33ZM46 244V243H45ZM139 244H140V242H139ZM188 244V243H187ZM239 244V243H238ZM153 245V244H152ZM241 244H239V246H240ZM31 246H33L32 245V243H31ZM31 246H29L28 247V250H29V248L31 247ZM39 245H38V243H36V245H35V247H33V248H35V252H33V253H35L34 254V256L32 255L31 256V258L32 257H34V259H33V261L31 260L30 261V263H28V264H35V257L37 256V253H38V251H39V247H38ZM69 246V244L67 245V247ZM171 246V245H170ZM169 246V247H170ZM192 246H193V244H192ZM205 246V245H204ZM235 246H236V244H235ZM27 247V246H26ZM172 247V246H171ZM232 247V246H231ZM3 248V247H2ZM32 248V249H33ZM64 248V247H63ZM236 248V247H235ZM172 249V248H171ZM170 249V250H171ZM205 250H206V248H204ZM237 249V248H236ZM5 250V249H4ZM130 250V249H129ZM128 250V251H129ZM154 250H155V248H154ZM1 251H3V250H1ZM40 251H42V250H40ZM69 251V250H68ZM67 251V252H68ZM168 251V250H167ZM218 251V250H217ZM237 251V250H236ZM6 252H8V251H6ZM10 252V251H9ZM160 252H162V251H160ZM165 252H166V250H165ZM207 252V251H206ZM211 252H212V250H211ZM222 252V251H221ZM239 252L237 251V254H238ZM2 254H3V252H2ZM2 254H0V256L2 257ZM6 254V253H5ZM21 254V253H20ZM167 254V253H166ZM169 254V253H168ZM168 254H167V256H168ZM190 255H191V253H189ZM188 254V255H189ZM226 254V253H225ZM224 254V255H225ZM28 256V255H27ZM26 256V257H27ZM124 256V255H123ZM162 256V255H161ZM206 256H208V255H206ZM226 256V255H225ZM240 256V255H239ZM9 257V256H8ZM157 257H159V256H157ZM163 257V256H162ZM195 257H197V256H194V258ZM209 257V256H208ZM222 257V256H221ZM224 257V256H223ZM31 258H29V259H31ZM101 258V257H100ZM137 258V257H136ZM172 258V257H171ZM187 258H188V256H187ZM240 258H241V256H240ZM3 259V258H2ZM7 259V258H6ZM11 259V258H10ZM77 259V258H76ZM81 259V258H80ZM156 259V258H155ZM168 260L170 259V258H167ZM181 259V258H180ZM192 259H193V256H192ZM196 259V258H195ZM195 259H193V260H195ZM198 259V258H197ZM219 259H221L220 258V255H219ZM237 258H235V260H236ZM26 260V259H25ZM24 260V261H25ZM37 260V259H36ZM188 259H186V261H187ZM211 260H213V259H211ZM10 261H12V260H10ZM10 261L8 262V263H10ZM70 261V260H69ZM158 261V260H157ZM162 261V260H161ZM190 261V260H189ZM5 262V261H4ZM27 262V261H26ZM63 262V261H62ZM135 262H136V260H135ZM142 262H143V260H142ZM169 262V261H168ZM183 262V261H182ZM188 262V261H187ZM195 262V261H194ZM208 263L210 262V261H207ZM212 262V261H211ZM18 263V262H17ZM61 263V262H60ZM99 263V262H98ZM137 263V262H136ZM152 263H155V262H152ZM157 263V262H156ZM155 263V264H156ZM159 263H161V262H159ZM185 263V262H184ZM214 263H217L216 262V260L214 261ZM14 264H16V262L14 261ZM23 264V263H22ZM75 264V263H74ZM177 264V263H176ZM193 264V263H192ZM195 264V263H194ZM196 264H197V262H196ZM211 264V263H210ZM220 264V263H219ZM223 264V263H222ZM237 264V263H236Z\"/></svg>",
  "mask_w": 264,
  "mask_h": 264
},
{
  "label": "snow or ice",
  "instance_id": "snow-or-ice-1",
  "mask_svg": "<svg viewBox=\"0 0 264 264\" xmlns=\"http://www.w3.org/2000/svg\"><path fill=\"white\" fill-rule=\"evenodd\" d=\"M188 18H191L190 16ZM105 33L102 30L101 36H103ZM97 38L95 34H93V40L95 41ZM96 47L100 50L98 53L93 54L95 56L96 61H103L105 59L106 53L103 50V46L100 43L96 44ZM194 47L199 48V57L196 60V62L193 64V72L194 74L199 78L200 87L202 88L205 80L204 76H207V82H218V77L220 76V72L218 71V65L213 62L214 57L219 52H231L235 48V45H233L231 48H217L216 45H214L210 41V37L208 36H201L199 38V44L194 45ZM79 52V50H77ZM89 59L91 57H88ZM204 68V73L201 75V68ZM105 80H108L109 77L107 75L104 76ZM120 81L113 80V83H119ZM46 123V121H45ZM261 201L264 203V194L261 195ZM207 259V258H206ZM219 264V262H217ZM224 264H228L227 261L224 262Z\"/></svg>",
  "mask_w": 264,
  "mask_h": 264
}]
</instances>
